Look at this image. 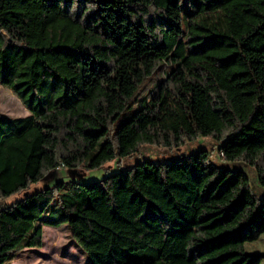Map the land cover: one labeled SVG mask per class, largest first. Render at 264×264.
<instances>
[{"label": "trees", "instance_id": "obj_1", "mask_svg": "<svg viewBox=\"0 0 264 264\" xmlns=\"http://www.w3.org/2000/svg\"><path fill=\"white\" fill-rule=\"evenodd\" d=\"M0 85L28 112L0 115V200L23 194L0 209V264L40 247L42 226L64 225L90 264H253L264 0H0ZM209 136L263 194L204 150L27 193L60 165L93 170Z\"/></svg>", "mask_w": 264, "mask_h": 264}, {"label": "rangeland", "instance_id": "obj_2", "mask_svg": "<svg viewBox=\"0 0 264 264\" xmlns=\"http://www.w3.org/2000/svg\"><path fill=\"white\" fill-rule=\"evenodd\" d=\"M152 83H150V86ZM147 88V92L139 95L140 99H149L155 88ZM0 115L9 119H19L28 116V112L19 99L7 88L0 85ZM220 143L213 137H199L186 142L178 148L166 149L156 145L145 144L130 158H118L106 162L97 169L84 168L62 169L55 171L47 179L32 184L27 193L33 194L58 182L65 184H90L118 173L123 168H131L145 161L171 163L195 155L199 151L209 154V161L219 168H232L245 173L252 191L260 196L263 191L256 182V174L249 166L238 163H227L220 156ZM23 198V194H13L0 200V209ZM245 253L253 264H264V233L254 242L244 246ZM9 264H90L87 257L77 247L69 229L64 225L59 228L42 226L41 246L35 249H24L9 262Z\"/></svg>", "mask_w": 264, "mask_h": 264}, {"label": "built area", "instance_id": "obj_3", "mask_svg": "<svg viewBox=\"0 0 264 264\" xmlns=\"http://www.w3.org/2000/svg\"><path fill=\"white\" fill-rule=\"evenodd\" d=\"M61 169H63V165H60V166L57 168V170H61Z\"/></svg>", "mask_w": 264, "mask_h": 264}]
</instances>
